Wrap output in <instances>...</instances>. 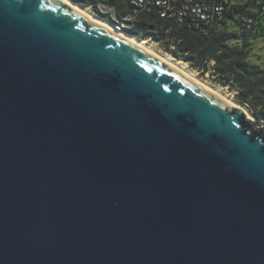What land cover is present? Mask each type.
<instances>
[{"label": "water", "instance_id": "1", "mask_svg": "<svg viewBox=\"0 0 264 264\" xmlns=\"http://www.w3.org/2000/svg\"><path fill=\"white\" fill-rule=\"evenodd\" d=\"M61 0H0V264H264V126Z\"/></svg>", "mask_w": 264, "mask_h": 264}, {"label": "trees", "instance_id": "2", "mask_svg": "<svg viewBox=\"0 0 264 264\" xmlns=\"http://www.w3.org/2000/svg\"><path fill=\"white\" fill-rule=\"evenodd\" d=\"M83 8H92L93 14L110 23V20L98 12L96 5L106 3L118 6L121 0H71ZM259 3V12L248 10L251 4ZM260 2L250 0L245 5H233L226 15L220 29L205 34L199 29H188L174 22L153 15L139 16L135 26L128 33L139 38L153 39L173 57L184 60L192 70L200 74L210 73L214 82L224 88L237 90L240 103L250 106L253 115L264 121V70L249 61L251 34L262 27L264 14L260 11ZM250 15L255 19L251 29L244 27L240 18ZM238 16V17H237ZM238 27L240 32L233 28ZM256 128L257 125L255 124Z\"/></svg>", "mask_w": 264, "mask_h": 264}, {"label": "built area", "instance_id": "3", "mask_svg": "<svg viewBox=\"0 0 264 264\" xmlns=\"http://www.w3.org/2000/svg\"><path fill=\"white\" fill-rule=\"evenodd\" d=\"M129 11L120 14L118 6L98 3L99 13L110 20V24L118 31L128 33L135 26L139 16L153 15L160 19L174 22L188 29H199L207 34L210 30L222 28L227 12L233 0H121ZM260 2V11L264 14V0ZM244 27L251 29L255 19L250 15L240 18ZM151 40V39H150Z\"/></svg>", "mask_w": 264, "mask_h": 264}, {"label": "bare ground", "instance_id": "4", "mask_svg": "<svg viewBox=\"0 0 264 264\" xmlns=\"http://www.w3.org/2000/svg\"><path fill=\"white\" fill-rule=\"evenodd\" d=\"M61 1L65 2L66 4L71 6L72 8L76 9L82 15L86 16L90 20L102 25L103 27L107 28L108 30H110L114 34H116V35H118V36H120V37H122V38H124V39H126V40H128L130 42H132L133 44H135L136 46H138L141 49L145 50L149 54H151V55L155 56L156 58L162 60L165 64H167L171 68L175 69L176 71L181 73L186 78H188L191 81L197 83L198 85L203 87L205 90L215 94L216 96H218L219 98L224 100L229 106H231L233 108H236V109H239V110L241 109V111L245 114L246 118L251 120L253 123H254V121L257 122L254 117H252L243 107H241L236 102H234L232 99H230L229 96L224 95L219 89H215V88L211 87L209 84L204 82L201 78L197 77L193 72L187 70L182 65H180L178 62H176V60L174 58H172L170 56L163 55L161 53V51H157L154 48V45H150L149 41L144 40V39L142 40L138 36H135V35L123 32V31H118L109 22L104 21V20L96 17L91 12H89L85 8L79 6L78 4L72 2L71 0H61ZM261 125L264 126V123H262Z\"/></svg>", "mask_w": 264, "mask_h": 264}, {"label": "rangeland", "instance_id": "5", "mask_svg": "<svg viewBox=\"0 0 264 264\" xmlns=\"http://www.w3.org/2000/svg\"><path fill=\"white\" fill-rule=\"evenodd\" d=\"M249 1L250 0H233V3L236 5H245V4H248ZM85 9L93 14L92 8H85ZM248 10L253 12V13H258L259 12V3L249 5ZM123 13L124 12L121 11V14H123ZM262 27H264V17L262 19ZM233 30L235 32H240V29L238 27L233 28ZM258 30L259 31L253 32L251 34V37L249 38V43H250L249 61H250V63H252L256 66H259L261 69L264 70V32L262 33V31L260 29H258ZM140 39H142V40L144 39V40L149 41L150 45H154V48L157 51H161V53L163 55L170 56V57L174 58L176 60V62H178L180 65H182L187 70L193 72L197 77L201 78L204 82L209 84L211 87H213L215 89H219L224 95L229 96L230 99H232L238 105L243 107L252 117H254L256 119L257 122L254 121V123H256L258 126H261V127L263 126L261 124L264 123V121L258 120L253 115L252 111L250 110V106H246V105L240 103L239 99H237V94H238L237 90H232V89L224 88V87H221L220 85H217L214 82L210 73L200 74L198 71L192 70L190 68V66L187 63H185L184 60L177 59V58L173 57L164 48H161L160 45H158L153 39H151V40L149 38H140Z\"/></svg>", "mask_w": 264, "mask_h": 264}, {"label": "crops", "instance_id": "6", "mask_svg": "<svg viewBox=\"0 0 264 264\" xmlns=\"http://www.w3.org/2000/svg\"><path fill=\"white\" fill-rule=\"evenodd\" d=\"M122 8H123V9H122ZM119 10H120V14H121V11L124 12L123 14H125L126 12L129 11V9H128L126 6H124V5L122 4V2L119 4Z\"/></svg>", "mask_w": 264, "mask_h": 264}]
</instances>
